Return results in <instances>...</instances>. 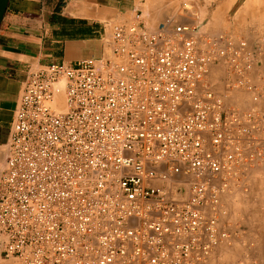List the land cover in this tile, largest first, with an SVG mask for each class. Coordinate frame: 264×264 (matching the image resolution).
Here are the masks:
<instances>
[{
  "label": "built area",
  "instance_id": "1",
  "mask_svg": "<svg viewBox=\"0 0 264 264\" xmlns=\"http://www.w3.org/2000/svg\"><path fill=\"white\" fill-rule=\"evenodd\" d=\"M261 46L138 12L112 26L111 57L30 71L0 177L3 264H215L237 235L225 197L264 167Z\"/></svg>",
  "mask_w": 264,
  "mask_h": 264
},
{
  "label": "crops",
  "instance_id": "2",
  "mask_svg": "<svg viewBox=\"0 0 264 264\" xmlns=\"http://www.w3.org/2000/svg\"><path fill=\"white\" fill-rule=\"evenodd\" d=\"M183 1L192 2L197 9L205 8L197 0H9L0 26V177L14 110L30 71L49 63L75 65L87 57L109 58L115 23L133 22L139 12L144 24L155 27L180 9ZM254 2L264 5V0H245L241 13ZM256 40L262 46L255 72L264 75V35L252 41ZM254 82L260 85L258 106L264 110V79L255 75ZM248 98L244 97L241 104L249 106ZM237 197L240 232L251 241L246 238L238 262L231 260L234 243L226 246L222 256L226 264H264V167L251 175L248 193ZM3 241L0 234V264L4 262Z\"/></svg>",
  "mask_w": 264,
  "mask_h": 264
},
{
  "label": "rangeland",
  "instance_id": "3",
  "mask_svg": "<svg viewBox=\"0 0 264 264\" xmlns=\"http://www.w3.org/2000/svg\"><path fill=\"white\" fill-rule=\"evenodd\" d=\"M197 1H200L202 5L205 6V8L197 9L194 8V4H191L192 2L183 1V4H189L191 7L189 9H184V5L182 4L181 8L176 10L173 15L170 16L172 18L175 17L182 19L177 20V22L196 24L199 26L200 29L205 31L228 32L234 35L235 37H241L247 39L248 41H252L253 39H255V37H257V35H264V5H262L261 2L252 3V5L248 8L246 12L241 13V9L245 4V0ZM209 22L212 23L211 26H209ZM222 72L223 71L220 64H216L211 67V75L213 77H221ZM217 83L218 85H220L219 80L217 81ZM217 89L222 92V88L219 87ZM248 96L249 95L244 91H233L231 102L237 105L238 107L245 108L247 106L242 105L241 102L244 97L248 98ZM248 191L236 193L227 196L224 199L227 208H229V221L233 227L237 228V235L233 238L230 245H223L217 249L214 258L215 264L227 263L226 259L223 258L221 252L231 246L233 243L235 244V246L233 250H230V252L233 253L231 260L234 262H238L239 259L242 258V249L244 248L245 242H247L246 238L249 237H245L244 233L240 232L242 227L239 223L240 221L238 220L239 212L236 207L237 200L235 199L238 198L237 196H240L241 193H248ZM249 241H251V238H249ZM241 246L243 247L241 248Z\"/></svg>",
  "mask_w": 264,
  "mask_h": 264
},
{
  "label": "water",
  "instance_id": "4",
  "mask_svg": "<svg viewBox=\"0 0 264 264\" xmlns=\"http://www.w3.org/2000/svg\"><path fill=\"white\" fill-rule=\"evenodd\" d=\"M9 0H0V26L8 7Z\"/></svg>",
  "mask_w": 264,
  "mask_h": 264
},
{
  "label": "bare ground",
  "instance_id": "5",
  "mask_svg": "<svg viewBox=\"0 0 264 264\" xmlns=\"http://www.w3.org/2000/svg\"><path fill=\"white\" fill-rule=\"evenodd\" d=\"M189 8V6H186V7H184V9H188ZM168 17H171V16H168ZM59 97V108H62L63 107V100H62V96H58Z\"/></svg>",
  "mask_w": 264,
  "mask_h": 264
}]
</instances>
